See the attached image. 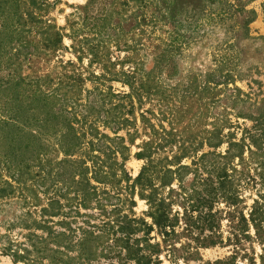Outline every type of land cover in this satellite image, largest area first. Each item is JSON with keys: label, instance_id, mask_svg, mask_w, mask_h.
<instances>
[{"label": "rangeland", "instance_id": "1", "mask_svg": "<svg viewBox=\"0 0 264 264\" xmlns=\"http://www.w3.org/2000/svg\"><path fill=\"white\" fill-rule=\"evenodd\" d=\"M47 1L49 7L37 13L42 22L37 25H53L63 35L59 49L48 56L21 60V66L15 64L8 71L4 67L0 69V121L7 122V125L0 126V264H57V256L64 261L66 258L54 251L75 256L80 250L78 244L87 235L86 232L92 233L93 239L90 238L83 245L84 248L86 251L90 249L96 252L95 264H106L108 261L99 257L100 253L118 248L115 237L122 235L121 232H131L130 230L134 232L131 236L137 240V247L151 250L150 247L147 248V243L151 246L159 245L160 264H212L227 256L228 248L216 247L199 249V260L187 263L181 258L170 263L165 258L161 236L155 228L147 234V226L151 225L148 216L149 202L160 204V201H166L168 187H160V177L155 179L153 189L132 186L133 180L145 164L144 160L137 159L135 155L142 151V145L149 140V124L155 129H159L160 124L166 130L170 129V110L178 111L177 114L183 116L182 123L189 120L196 111V105L188 115H184L181 109L187 110L192 105L191 100L187 101L183 97L191 89L193 76L197 75L204 80L203 76L224 57L239 56L237 53L241 52L240 63L237 62L239 68H235L233 74L240 72L246 77L242 82H237L236 86L244 93L251 94L252 99L261 98L255 97L258 86L251 84L248 88L247 84L250 78L261 81L264 93V0H176V5L174 3L169 9L167 2L163 0H147L149 6L144 24L135 31V36L125 32L123 36H118V40L109 39L106 35H95L88 31L85 24L81 26L82 8L88 0ZM227 4L232 8L228 9ZM243 5L245 11H253V15L236 12L235 17H230L232 10ZM222 9L226 13L219 15ZM135 10L130 2L122 12L121 17L124 18L120 22L123 26L127 25L125 30L141 21V17L134 18L137 14L133 15ZM87 14L91 18L97 15V7L92 5ZM244 16H254L248 25L247 36L239 29ZM92 24L89 19L87 26ZM78 29L81 32L78 33V39L74 40L73 32ZM237 30L239 34L235 35ZM32 36L35 43L42 40V35L35 31ZM85 37L88 42H78ZM94 46L98 47L99 55L96 58L88 49ZM161 54L166 61L163 63L164 70L158 74L154 60ZM142 68L146 73L152 71L156 76L155 80L170 95L161 107L154 97L148 95H142L140 102L135 96L130 100L116 97L130 93L128 86L121 83L123 81L131 82L138 89L140 75L136 71ZM228 70L229 68L223 72ZM7 74H11L15 81L22 78L23 84H8ZM232 88V85L228 86V89ZM33 90L55 95V104L33 100ZM229 93L222 92V99L215 108L207 113L204 111V123L205 128L211 130L213 119L210 117L218 120L223 118V122L218 124L222 129L223 142L228 137L237 142L245 134L243 129H249L252 124L249 120L235 117L237 113L249 114L245 109L248 104L232 108L231 100H226ZM65 97L68 102H64ZM20 104L28 108L24 116L21 115L23 111L18 108ZM1 108L8 111L3 114ZM58 109H63V114L74 125L78 135L86 133L82 139L83 144L79 147L81 151L72 159L83 157L87 151L85 143L91 138L87 134L88 124H93L99 132L109 137H113L115 132L125 139V144L129 147V158L125 162V171L130 177L128 183L100 185L95 195H88L86 184L81 182L82 178L75 173L74 167L58 163L63 159L58 143L65 121L62 116L53 115ZM13 115H19L18 119L25 127L21 122L17 124L12 121L10 116ZM141 115L149 123H142ZM41 119L46 122L39 121ZM123 119L131 124L123 123ZM160 119L163 121H159ZM181 126L175 128L179 130ZM127 133L132 134V143L127 142ZM185 142L182 144V141H177L161 149L154 157L156 163L169 167L170 164L163 159L174 162L173 158L180 157V146L184 145L188 157L178 161L182 165L191 166L194 160L192 151L199 141L195 140L193 145ZM40 145H45V151L39 158ZM226 147V143L217 149L203 146L195 152L197 156L207 152L223 155ZM246 155L245 153L244 157ZM231 166L240 170L238 160H234ZM170 169L175 167L171 166ZM252 172L253 170L250 171L251 175ZM233 176L241 181L238 185L240 203L236 210L247 217L254 202L264 193V187L257 178L254 182L244 180L239 172ZM190 178L191 176L185 178V185ZM91 184L95 185L94 182ZM171 188H177L175 182ZM173 208V212L178 210L176 206ZM216 208L223 210L221 232L224 239L227 232L224 211L227 208L223 205ZM58 233H65L66 237L58 236ZM175 243L179 247L180 244L184 245L185 239L179 238ZM254 248L257 254L262 253L256 245Z\"/></svg>", "mask_w": 264, "mask_h": 264}, {"label": "trees", "instance_id": "2", "mask_svg": "<svg viewBox=\"0 0 264 264\" xmlns=\"http://www.w3.org/2000/svg\"><path fill=\"white\" fill-rule=\"evenodd\" d=\"M130 2L136 8L133 15L136 12L137 14L134 18L141 17V21L139 23L135 22V24L128 26L125 30L127 25L123 26L120 19L124 18L121 17L122 12L130 5ZM163 2H167L168 9L172 8L174 3L176 5V0H163ZM148 4L147 0H88L87 4L82 8L83 24L81 26L85 24L91 33L100 36L106 35L113 40H118V36H123L125 32H130L135 36V31L141 28L145 22ZM92 5L97 7V15L91 18L87 13L92 8ZM47 7H49L47 0H0V69L4 67L8 71L11 66L15 67V64L21 66V60L41 55L48 56L59 49L63 35L53 25L48 24L41 27L37 25L42 23L37 13ZM227 7L228 9L232 8L230 4H227ZM236 12L253 15V11H245L244 5L238 7L237 10L236 8L232 10L230 17H235ZM224 13L226 11L222 9L219 15ZM89 19L93 22L90 27L87 26ZM253 19L254 16L249 18L244 16L239 23V29L245 36L249 35L248 25ZM36 26L38 27L34 28ZM34 31L42 35L41 41L35 43V39L32 36ZM79 32H81V29L74 30L72 36L74 40L78 39ZM234 33L238 35L239 31L237 30ZM78 42H88V38L85 37L82 41L78 40ZM88 49H90L95 58L98 57L97 46ZM237 54L239 56L224 57L218 61V65L203 76L204 80L194 75L191 89L187 96L183 97L187 101L191 100L190 104L192 105L187 110L182 108L181 111L184 115H188L194 105H196V111L191 114L188 121L183 120L185 123H182V115L179 116L177 114L178 111L170 110L169 114L172 119L170 120L171 122H168L170 125L169 130H166L161 124L159 129H155L152 124H149L151 129L149 140L142 145V151L135 155L137 159L144 160L145 164L133 180L132 186H138L141 189H153L155 179L160 177V187H168L166 201H160V204L149 202L151 204L148 216L151 219V225L147 226V234L151 233L155 228V231L162 238L165 258L170 263H175L179 258L185 263L196 261L197 259L199 260L197 256L199 249L219 247L228 248L229 254L215 260L212 264H264V193L259 197L258 201L254 202L248 216L245 217L243 213L236 210L240 203L238 185L241 181H237L233 176L234 173L239 172L240 177H243L244 180L254 182V179L257 178L264 187V93L261 90L262 82L253 78H250V82L246 84L248 88H250L251 84L258 86V93L255 97L259 99L260 96L259 100L252 99L251 94L244 93L236 86L237 82H242L244 77H246L240 72H237V75L233 74V70L239 68L237 62L240 63L241 52L239 51ZM154 61L155 68H158V74H161L164 70L165 56L161 54ZM228 68L227 72H223ZM136 73L140 75L138 89L134 88L131 82L123 81L121 83L128 86L130 93L121 96L115 95L116 97L130 100L135 96L140 102L142 95H148L157 100V103L160 104L159 107L168 101L170 95L155 80L156 76L152 74V71L146 73L142 68L137 69ZM122 74L125 75L124 72ZM10 75L7 74L8 84L14 83L16 86L23 84L24 80L22 78L15 81ZM131 78L133 79V76H130ZM229 85H232L233 88L228 89ZM36 91L38 90L31 92L33 100L55 104V95ZM226 91L230 92L226 100H231L232 108L248 104L245 109L249 114L237 113L235 117L249 120L252 125L249 129H243L245 134L237 142L232 141L231 137H228L223 142L221 138L222 129L218 126L219 123L223 122V118L218 120L210 117L213 119L212 129L207 130L205 128V113L215 108L216 104L222 99L220 98L221 93ZM18 95L20 94L18 93ZM64 102H68L66 97ZM21 106L25 107V109H22ZM18 108L23 111V114H21L23 116L25 112H28V108L25 105L20 104ZM1 109H3V114L8 111L6 108ZM62 111L63 109H58L53 114L62 116L65 119L63 122L64 130L60 131L58 143L59 152L63 155V159L58 163L74 167L75 173L82 178L81 182L84 181L86 184L88 195H95L97 187L100 185L128 183L130 177L125 171V162L129 158V147L125 144V139L117 136L115 132H113L115 134L113 137H109L99 132L93 124H88L87 134L91 138L85 143L87 151L84 152L83 157L72 159L73 156H76L81 151L79 147L83 144L82 139L86 136V133L78 135L74 125ZM19 115L10 116V119L20 124ZM140 118L142 123H149L143 115ZM162 118L164 117L162 116ZM39 121L46 122L42 119ZM122 121L123 123L131 124L126 119ZM159 121L163 120L160 119ZM21 123L25 127L24 123ZM5 125H7V122L0 121V126ZM179 125L182 126L178 130L175 126L178 128ZM16 128L21 130L18 127ZM127 136V142L132 143L134 141L132 134L127 133ZM195 140L199 142H197L196 148L192 151L194 156L190 154L192 159H194L191 162V166L182 165L178 161L188 157L184 145L180 146L182 149L180 157L173 158L174 162L166 158L163 159L165 163L170 164L169 167L156 163L154 157L161 149L177 141H182V144L188 141L193 145ZM223 143L227 144L223 155L207 152L197 156V152H195L203 146L217 149ZM39 151L38 157L40 158L41 153L43 154L45 151V145H40ZM245 153L247 155L244 157ZM5 157L8 158V155ZM234 160H238L239 171H237L236 167L231 166ZM171 166L175 167V169H170ZM251 170H253L252 175L250 174ZM88 174H90V177H88ZM187 176H191V178L185 185L184 180ZM91 182H94L95 185H92ZM174 182L177 188H171ZM218 205H223L227 208V211H224V217L227 219V232L224 239L221 232L223 210H218L216 208ZM174 206L178 208L175 212H173ZM121 231H123L122 228ZM130 231L121 232L122 235L115 237L114 241L118 248H111L108 252H101L99 257L108 261L106 264H152L153 262L160 264L161 261L158 258L161 253L159 245L151 246L147 243V248L150 247L151 250L139 248L135 244L137 240L132 239L131 236L134 232ZM86 233L87 235L78 244L80 250L75 256H67V254L59 250L54 251L66 258L64 261L57 256L55 263L95 264L94 261L97 259L96 252L90 249L86 251L83 246L89 242L90 238L93 239L92 233ZM58 236L66 237L65 233H58ZM179 238H184L185 243L177 247L175 242ZM131 242L133 245L130 244ZM254 245L260 248L261 254L255 252ZM192 250H195L194 253H191ZM111 253H113L112 256ZM153 257H155V260Z\"/></svg>", "mask_w": 264, "mask_h": 264}]
</instances>
